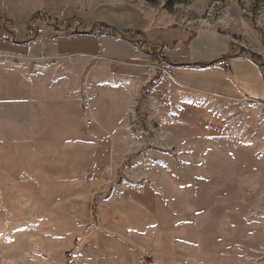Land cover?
Returning a JSON list of instances; mask_svg holds the SVG:
<instances>
[{
	"label": "rangeland",
	"instance_id": "rangeland-1",
	"mask_svg": "<svg viewBox=\"0 0 264 264\" xmlns=\"http://www.w3.org/2000/svg\"><path fill=\"white\" fill-rule=\"evenodd\" d=\"M0 10L20 36L62 40L38 55L64 53L39 82L0 69V107L28 99L40 135L2 113L0 264H264V103L186 84L195 63L264 58V0Z\"/></svg>",
	"mask_w": 264,
	"mask_h": 264
},
{
	"label": "crops",
	"instance_id": "crops-1",
	"mask_svg": "<svg viewBox=\"0 0 264 264\" xmlns=\"http://www.w3.org/2000/svg\"><path fill=\"white\" fill-rule=\"evenodd\" d=\"M9 14L10 13H8V18L6 17V20L15 25L13 22L17 21L13 20L12 15L9 16ZM0 15H3L1 10ZM15 27L18 30V34L16 35L17 41L14 40L9 42L0 38V57L9 60L8 64L6 62H0V69L4 68L11 70L13 73L19 75L21 79L24 78L26 83L28 82V74L31 73L36 77V81L39 82L43 77H47V62L59 59L64 56V53H53V56L48 57L44 54L45 50H41L40 55H38V46L40 45L41 49H47L49 45L56 47L62 40H60V38L57 39V37H52L55 39L54 41L52 39L40 41L39 36L34 39L27 38L29 37L27 28H24V36H20L21 29L18 26ZM2 58H0V60ZM250 60L251 59L242 56L234 58L229 63L230 69L207 68L197 71L195 69L188 74L192 79L187 76L186 84L187 86H191L209 94L221 95L229 98H244L250 101L264 103V76L261 68L256 64H253ZM29 65H31L32 68H28ZM12 102L16 103V112L10 107H7L5 110L0 107V132L2 130V119L6 118L2 113L10 111L7 116L10 118V124L12 119L14 124L11 125L16 128L18 122L15 123L14 120L26 118V121H29L26 129L29 128L30 132L28 134H31L34 138V135L37 132V130H35L37 128L35 127L37 126L31 124L32 114L29 111L28 99L25 98V104L21 103L18 99L12 100ZM14 106L15 105L13 104L12 108ZM18 125L20 126L21 124ZM40 129L42 130L41 133L43 135V129ZM35 136L38 137V139L40 137V135ZM38 139L36 138V140ZM17 141L21 142L23 141V138H17ZM1 147L2 146H0V149Z\"/></svg>",
	"mask_w": 264,
	"mask_h": 264
},
{
	"label": "trees",
	"instance_id": "trees-1",
	"mask_svg": "<svg viewBox=\"0 0 264 264\" xmlns=\"http://www.w3.org/2000/svg\"><path fill=\"white\" fill-rule=\"evenodd\" d=\"M149 2H153L155 0H148ZM3 18H0V25L3 26L2 28V31H4L6 33L7 36H4L3 34L0 33V38L6 40V41H9V42H12V41H17L16 40V35H17V32L14 28V25H12L11 23L9 22H6L4 19L2 20ZM4 26L7 28V29H4ZM102 28L105 30V32H95L93 33V35H97L99 37H104V36H112V37H116V38H119L121 39V36L118 32H116V30L112 27H109V26H106V25H103ZM123 34L127 37V38H136V37H139L142 35V32L140 31H135V32H123ZM157 56L159 57V59L163 62H169V63H173V61L163 57L162 55L160 54H157ZM229 57L230 56H227L226 58H223L221 59V61H217L215 62L214 64H220L221 62H227L229 61ZM254 63L259 66L260 68L262 67L264 69V58H262V56L260 55H255V60H253ZM174 65L177 64V63H173ZM217 64V65H218ZM193 67L194 69L196 70H203V69H207V68H210L211 67V63L208 64V63H196V64H193ZM157 79H156V82H154V84L157 83ZM155 85L151 84L149 88H152L154 87Z\"/></svg>",
	"mask_w": 264,
	"mask_h": 264
},
{
	"label": "built area",
	"instance_id": "built-area-1",
	"mask_svg": "<svg viewBox=\"0 0 264 264\" xmlns=\"http://www.w3.org/2000/svg\"><path fill=\"white\" fill-rule=\"evenodd\" d=\"M40 34H44V31H43V30H40ZM218 65H220V66H222V67H224V68L229 67V65L227 64V62H221V63L218 64ZM218 65H217V66H218Z\"/></svg>",
	"mask_w": 264,
	"mask_h": 264
},
{
	"label": "water",
	"instance_id": "water-1",
	"mask_svg": "<svg viewBox=\"0 0 264 264\" xmlns=\"http://www.w3.org/2000/svg\"><path fill=\"white\" fill-rule=\"evenodd\" d=\"M76 33H77V32H76ZM246 51H248V50H247L246 48L242 47L240 52L243 53V52H246ZM235 57H236V56H235ZM251 59H252V60H255V55L252 54V55H251ZM188 66H190V65H188Z\"/></svg>",
	"mask_w": 264,
	"mask_h": 264
}]
</instances>
